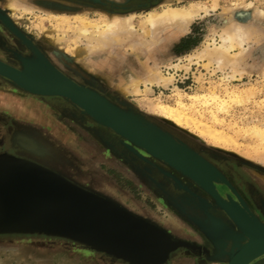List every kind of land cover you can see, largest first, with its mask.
<instances>
[{
	"label": "rangeland",
	"instance_id": "374dc122",
	"mask_svg": "<svg viewBox=\"0 0 264 264\" xmlns=\"http://www.w3.org/2000/svg\"><path fill=\"white\" fill-rule=\"evenodd\" d=\"M249 3L251 6H247ZM189 5L205 7L208 13L200 11L186 29L169 25L156 29L152 37L142 33V23L149 11ZM257 9L264 13V0H0V27L29 51L27 54L14 51L18 64L11 66L23 69V58L35 61L43 58L118 108L171 135L219 173L203 154L226 157L245 173L258 177L264 174V15L257 13ZM115 15L123 18L122 22L132 16L130 22L135 32L132 35L121 32L116 40L108 39L93 49H85L83 39L75 35L77 28L82 23L103 26ZM234 22L255 24L260 31L245 41L244 51L237 54L239 51L235 50L231 63L218 67L195 56L206 41H217L218 33ZM182 39L185 42L176 49ZM161 74L171 79L147 81ZM211 96H217L225 104L216 106ZM161 105L178 109L187 116V121L182 120L179 126L163 117L159 114ZM112 133L123 145L124 138ZM136 149L142 156L149 155ZM172 169L180 175L173 176L167 171L165 174L172 175L180 189L190 192L200 204L221 209L232 221L209 193ZM261 178L264 180V175ZM132 198L134 212L147 214L170 227L177 220L168 205H161L145 188L135 189ZM146 243L152 244L148 240ZM186 255L191 256L174 253L170 264L201 263ZM227 260L226 253H213L207 264H225ZM131 262L140 264L137 259Z\"/></svg>",
	"mask_w": 264,
	"mask_h": 264
},
{
	"label": "crops",
	"instance_id": "0c3cea01",
	"mask_svg": "<svg viewBox=\"0 0 264 264\" xmlns=\"http://www.w3.org/2000/svg\"><path fill=\"white\" fill-rule=\"evenodd\" d=\"M15 88L22 93L0 89V114L27 128V134L22 130L16 138L24 149L42 154L48 147L52 168L15 156L0 161V234H37L0 239V264H67L60 257L79 258L78 253L141 257L142 253L132 256L131 243L136 241L139 249H147L146 240L154 234L141 213L133 211L131 192L118 186L108 173L116 170L141 182L131 163L118 159L119 155L107 150L109 144L95 135V130H112L62 96ZM126 144L124 139L130 157L146 162L147 157L133 154ZM212 220L209 216L205 223H198L211 241L213 232L206 222ZM234 226L236 232L227 236L231 250L223 236L216 237L220 253H232L248 241Z\"/></svg>",
	"mask_w": 264,
	"mask_h": 264
},
{
	"label": "flooded vegetation",
	"instance_id": "af4514ba",
	"mask_svg": "<svg viewBox=\"0 0 264 264\" xmlns=\"http://www.w3.org/2000/svg\"><path fill=\"white\" fill-rule=\"evenodd\" d=\"M14 51L23 52L24 54L29 53L27 48L18 39L10 35L6 29L0 27V60L17 67L18 61L14 57ZM63 63L65 64V62ZM84 80L90 81L87 78ZM0 89L22 93L2 77H0ZM22 130L26 134L29 132L26 127H22L8 116L0 114V161L10 156H15L52 168V153L50 150H47L48 147L45 148L46 150L44 149L42 154H36V152L24 149L16 140ZM95 135L109 144L107 145L108 151L111 150L113 153L119 155L120 160H127L131 163L134 173L141 181L138 184L134 180L124 177L116 170H108V173L115 179L118 186L122 189H127L133 194V191L141 188V183H143L146 191L164 207L167 204V207H169L177 219L174 220L173 226L170 227L142 213L141 215L147 221V225L152 229L151 234H154V236H149L148 239L152 244L149 243L147 249H139L136 241L131 243L133 246L131 248L132 256H136V253H142L141 257L136 256L137 258H131L128 256L126 258H130L131 260L137 259L140 264H170L174 253H190L191 256H186L194 258L195 262L199 260L200 264H207L213 253H220L216 247V242L219 241L216 240L218 235L223 236L228 241V249L231 250V241L227 239V236L228 234L231 235V232H236L234 223L221 209L214 208L211 204H200L194 195H191L190 192L184 189H180L172 180V175L179 176L180 174L148 155H144V157H147L146 162H142L135 155L130 157L129 151L119 143V140L105 130L101 132L95 130ZM203 156L220 171L226 182L234 187V191L239 196V199L264 222V180L261 178L264 174L261 173L260 176L257 175L258 177L254 175L252 177V175L245 173L241 168L237 167L234 161L226 157H210L206 154H203ZM165 171L170 172L172 175L166 176ZM185 180L191 185L189 180ZM215 187L222 197L230 194L233 198H237L230 187L221 183H215ZM209 216L213 220L211 223L206 222V224L207 228L213 232V237H215V240L213 239L212 241L200 230L198 224L205 223L204 220ZM36 236L37 234L35 233H7L0 234V239H8L10 237H18L17 239L24 237L22 239H25ZM244 242L246 243L247 240ZM127 243L129 244V240ZM62 254L65 255V253ZM115 254L116 257L105 253H101L100 256L98 253H78L77 256L79 258H66L62 255L64 258L60 257V259L65 260L64 262L67 264H118V261L122 262V264H132L131 260L127 262L119 259L123 258L125 253ZM59 255L61 256V254ZM66 260L70 262H66ZM251 264H264V259H258Z\"/></svg>",
	"mask_w": 264,
	"mask_h": 264
},
{
	"label": "water",
	"instance_id": "95a60500",
	"mask_svg": "<svg viewBox=\"0 0 264 264\" xmlns=\"http://www.w3.org/2000/svg\"><path fill=\"white\" fill-rule=\"evenodd\" d=\"M24 59L22 61L26 68L25 72H28L30 75H37L40 68L43 67L56 71L63 78L66 77L79 90L29 89V86L27 87L22 81L1 71L0 76L22 90L40 95H59L68 99L93 120L109 127L112 131L124 138L127 141L126 146L132 152L140 155L136 148L145 150L146 153L166 162L191 178L211 195L215 202L227 213L248 239V243L230 258L228 264H245L256 254L264 252V226L239 199L234 189L212 165L184 144L174 139L171 135L156 128L138 115L118 108L102 95L77 83L43 58L36 61ZM2 65L8 66L5 63H2ZM168 148L176 149L186 155L189 158L190 166L184 163L182 164L166 155L163 150ZM215 183H222L230 187L237 198H233L230 194H226L225 198L222 197L216 190ZM226 255L229 258L230 253H226Z\"/></svg>",
	"mask_w": 264,
	"mask_h": 264
},
{
	"label": "bare ground",
	"instance_id": "6f19581e",
	"mask_svg": "<svg viewBox=\"0 0 264 264\" xmlns=\"http://www.w3.org/2000/svg\"><path fill=\"white\" fill-rule=\"evenodd\" d=\"M247 6H251V3H249V5ZM200 11H203L204 13L207 12V9L201 6L189 5V6H180V7L165 6L158 11L157 10L149 11L148 15L145 17L142 23L143 24L142 33L148 35L149 37H152L156 29L158 28L161 29L162 27L169 25H177L179 26L178 28L181 27L183 29H186L193 22V20L201 14ZM256 12L259 13L260 15H264L261 9H257ZM131 17L132 16L125 17L124 22H122L123 18L115 15L112 18H110L107 22H105L103 26H99L98 24L90 25L89 23H82L77 28L75 35L83 39L84 48L90 50L93 49V47L99 46L108 39L116 40L121 32L122 33L125 32L129 35H132L135 31H134V27L130 22ZM259 31H260L259 26L257 27L255 24H244V23L234 22L231 26L222 29V31L218 33L219 39L217 41L215 39L211 41H206L203 48L195 56L203 57L207 63L209 64L215 63L217 64L218 67L220 65H227L231 63L232 59H234L233 57L236 56L235 50L239 51L237 54L244 51V49H246L244 47L245 41L248 40L249 37L251 36L253 37L254 35H256ZM134 43L132 42V45L131 44L130 45L134 46L133 45ZM1 62L2 61L0 60L1 72L22 81L23 84H26L27 87L29 86L28 87L29 89L32 88L37 90L42 89V90H66V91L79 90L76 89L66 77H65L66 79L63 78L61 75L56 73V71H52L41 67L37 75H30L28 72H25L26 68L24 65H23L24 66L23 69H18L11 65L6 64V62H2V63H5L8 66L2 65ZM170 77L169 75L168 77L162 76V74L156 76L153 75V77L152 78L149 77L151 79L149 80L147 79V81L149 83H152L153 81L165 82L170 80L171 79ZM211 100L212 102L216 103V106H222L225 104L223 101L220 102L217 96H211ZM159 114L167 119H170L179 126L182 125V120L187 121V116L184 113L168 105H161ZM207 131L210 134V131L209 130ZM211 134L210 136H212ZM199 136L201 137V134ZM212 138L217 139L215 135L212 136ZM163 151L166 155L170 156L173 159H176L178 162L190 166L189 158H187V156L181 153L180 151L173 148H168ZM234 252L236 253L237 250ZM235 253H233L232 255L230 253V256L225 264H228L230 258ZM263 256H264V252L256 254L255 256L250 258L245 264H251L253 261Z\"/></svg>",
	"mask_w": 264,
	"mask_h": 264
},
{
	"label": "trees",
	"instance_id": "16d2710c",
	"mask_svg": "<svg viewBox=\"0 0 264 264\" xmlns=\"http://www.w3.org/2000/svg\"><path fill=\"white\" fill-rule=\"evenodd\" d=\"M184 42H185V40L182 39V40H181V41L175 46V48L178 49V46H181V44L184 43Z\"/></svg>",
	"mask_w": 264,
	"mask_h": 264
}]
</instances>
